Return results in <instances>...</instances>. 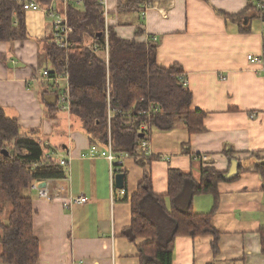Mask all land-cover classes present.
Returning a JSON list of instances; mask_svg holds the SVG:
<instances>
[{
	"label": "crops",
	"instance_id": "1",
	"mask_svg": "<svg viewBox=\"0 0 264 264\" xmlns=\"http://www.w3.org/2000/svg\"><path fill=\"white\" fill-rule=\"evenodd\" d=\"M146 3L150 6L144 2L142 12L121 14L119 0H108L109 24L121 38L156 44L161 68H183L192 108L206 113V131L190 136L182 122L172 130L151 129L150 149L158 159L144 168L126 157L122 190L108 160L82 158L92 146L84 125L67 111L52 115L43 104L42 94L52 91L40 80V72L50 68L43 52L53 34L47 15L40 11L28 21L27 13L28 38L0 42L1 107L25 131L37 130L46 154L69 161L66 177L50 180L51 199L29 191L40 242L38 264H140L139 246L149 240L133 243L123 234L132 225L131 200L145 174L152 175L154 192L166 196L170 169L199 181L201 169L208 166L229 179L218 186L212 218L220 233L219 253L212 248V235L181 236L174 242L173 264H264V179L252 170L242 171L264 163V18L249 9V0ZM241 13L239 20L225 17ZM138 30L143 34L138 36ZM249 55L260 62L250 61ZM80 196L89 202L71 203ZM181 198L186 207L189 194L185 191ZM214 201L211 193L196 195L191 210L208 214ZM166 206L171 209L169 197Z\"/></svg>",
	"mask_w": 264,
	"mask_h": 264
},
{
	"label": "trees",
	"instance_id": "2",
	"mask_svg": "<svg viewBox=\"0 0 264 264\" xmlns=\"http://www.w3.org/2000/svg\"><path fill=\"white\" fill-rule=\"evenodd\" d=\"M46 6L52 0H39ZM81 5L68 8V25L73 33L71 47L57 48L47 40L45 58L51 75L68 74L70 82L71 114L80 117L85 132L96 144L105 148L111 140L116 154H128L135 162L148 167L158 159L146 156L142 143L150 139L151 129L172 130L182 122L189 135L206 131V113L193 109V93L184 86L181 66L161 68L157 65V45L139 43L136 39L121 38L109 26V59L104 61L86 46L92 39L99 46L105 44V19L99 0H78ZM149 0H119L121 14L142 12V4ZM249 9L256 10L254 0ZM27 11L18 0H0V42L26 40L29 36ZM47 15V14H46ZM244 13L228 15L239 20ZM138 30L137 35H142ZM264 49V41H263ZM42 94L43 104L52 115L60 112ZM158 108L159 113H155ZM147 127V131L143 130ZM35 131H25L15 118L9 117L0 105V263L38 264L40 242L34 234V208L30 198L31 183L64 179L66 168L59 160L49 158ZM4 152H8L5 156ZM242 168V167H241ZM254 171L264 179V163L242 171ZM118 174H126L118 171ZM197 181L191 174L170 169L168 195L154 192L152 175L146 173L137 193L131 200L132 225L124 236L133 243L138 239L149 242L139 246L140 264H173L176 238L212 235V248L219 253L220 233L212 218L219 202L218 186L229 181L226 173L203 167ZM189 194L188 205L182 196ZM213 194L214 209L208 214L194 213L191 202L196 195ZM167 197L171 209L166 206ZM264 254V227L261 228Z\"/></svg>",
	"mask_w": 264,
	"mask_h": 264
},
{
	"label": "built area",
	"instance_id": "3",
	"mask_svg": "<svg viewBox=\"0 0 264 264\" xmlns=\"http://www.w3.org/2000/svg\"><path fill=\"white\" fill-rule=\"evenodd\" d=\"M101 8L103 10V15L105 19V44L104 46H99L96 42L93 41L90 45H86L89 49H92L93 53L97 54L99 57L101 53L105 54L104 61L108 62L109 59V20L111 19L110 10L108 9V0H99ZM19 4L27 12L32 11H41L52 20V43L59 49H69L71 47L70 36L73 31L68 25V8L70 5H81V2L78 0H52V2L46 6L42 5L39 0H18ZM253 4L256 6L259 13L264 12V0H254ZM150 4L146 3V7ZM263 17V16H262ZM157 41V39H154ZM102 58V57H101ZM248 59L252 62H260L258 58H255L253 55H249ZM264 61V57L262 58ZM181 79L183 80L184 86L187 88L188 82L185 79V76L182 75ZM40 80L51 85L52 92L58 97L57 105L61 111H67L71 113V97H70V83L68 74L64 73L62 75H51V69L48 68L41 73ZM159 109L155 108V113H159ZM144 131H147V127H143ZM142 148L146 152V156L150 157L153 155V152L150 149V144L148 140L143 141ZM103 158L109 161L110 167L112 168L113 173L118 172L122 168L123 161L126 157H130L128 154L122 153L116 154L113 151V146L111 140L105 148H102L96 144H93L87 152L82 153V158L84 159H93V158ZM49 158H54L52 155ZM68 160H59L60 166L66 168L68 165ZM67 169V168H66ZM50 180L47 181H36L32 182L30 190L34 192L39 198L51 199L50 197ZM123 195L125 192L120 191ZM89 202V198L86 196L75 197L71 199L73 204H86Z\"/></svg>",
	"mask_w": 264,
	"mask_h": 264
},
{
	"label": "rangeland",
	"instance_id": "4",
	"mask_svg": "<svg viewBox=\"0 0 264 264\" xmlns=\"http://www.w3.org/2000/svg\"><path fill=\"white\" fill-rule=\"evenodd\" d=\"M256 12L258 13V15H259V17H262V18H264V12L263 13H259L257 10H256ZM40 14V11L39 12H35V11H32V12H28V21H30V17L32 16V14ZM42 13V12H41ZM44 13V12H43ZM45 14V13H44ZM251 14H253V13H251ZM252 20H254V22L256 23V24H258L259 23V21L258 20H256L255 18H253ZM47 21H48V23H52V20L47 16V18H46V23H47ZM36 30H34V29H32V32L30 33L31 35H32V37L33 36H36ZM88 40V39H87ZM90 42V41H89ZM86 44H89V43H86ZM44 52V51H43ZM99 54H100V56L102 57V59H104L105 58V54L104 53H101V52H99ZM42 70V69H41ZM40 73H42V71L40 72ZM69 82V81H68ZM70 83V82H69ZM46 87H48V85L46 86ZM48 88H50V87H48ZM51 89V88H50ZM72 119H73V121L75 122V123H79V124H82V120H81V118L80 117H77V116H73L72 117ZM83 125V124H82Z\"/></svg>",
	"mask_w": 264,
	"mask_h": 264
},
{
	"label": "water",
	"instance_id": "5",
	"mask_svg": "<svg viewBox=\"0 0 264 264\" xmlns=\"http://www.w3.org/2000/svg\"><path fill=\"white\" fill-rule=\"evenodd\" d=\"M45 97H46V100H47L48 103L54 104V105L57 104L58 97H56L55 95L49 94V95H46ZM4 154H5V156H7L8 155V152H4ZM124 178H125V174L124 173L117 174L115 176L116 187L118 189H120V190H122L125 187Z\"/></svg>",
	"mask_w": 264,
	"mask_h": 264
}]
</instances>
